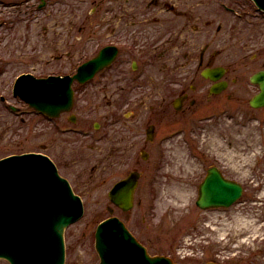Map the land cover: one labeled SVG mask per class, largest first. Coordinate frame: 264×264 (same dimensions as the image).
Segmentation results:
<instances>
[{
	"label": "rangeland",
	"instance_id": "374dc122",
	"mask_svg": "<svg viewBox=\"0 0 264 264\" xmlns=\"http://www.w3.org/2000/svg\"><path fill=\"white\" fill-rule=\"evenodd\" d=\"M202 1L206 4L201 7L202 11L230 26L219 34L218 44L221 45H213V50L224 47L225 39L234 34V42L238 44L230 49L233 57L230 60L243 73L242 91L253 95L256 89L248 87V79L264 66V54L256 57L258 52L264 53V14L256 12L251 0ZM95 2L62 0L60 11L52 19L41 12L36 14L39 19L32 22H21L14 29H0V60L4 62L0 68V99L7 100L3 105L0 102V158L36 152L50 153L62 162L60 173L70 181L73 190L77 189L76 194L85 209L83 219L66 231L65 264H99L95 231L98 224L110 216L121 219L132 234L146 244L151 255L168 256L178 264H264V109H252L248 104L243 107L239 100H233L227 103L228 108L220 106L227 111L226 115L218 119L219 122L205 125L200 136L194 137L193 129L188 127L166 146L168 164L159 176L153 180L146 173L142 175L134 194V206L126 212L109 198L114 180L111 170L94 171L99 157L90 145L78 144L81 139L70 134H55L50 141L54 134L49 133L46 122L30 116L14 117L5 108L7 104L27 108L12 94L13 83L20 73L34 71L44 75L61 67L71 68L70 63L78 59V49L83 45L84 51L91 53L92 38L103 30L98 27L100 20L108 18L96 9ZM222 4L235 12L223 9ZM20 10L23 15L26 8ZM81 27H84L83 36L78 33ZM231 29L233 31H229ZM203 40L198 39L197 54L204 47ZM156 73L157 68L150 71L148 86L157 82ZM110 87L112 85L96 90L90 88L83 96L81 109L92 103L96 105L92 107L94 110L87 107L84 112L76 108L65 114L79 117L86 124L98 123L100 116L97 115H104L106 111L98 105L99 102L100 105L110 103V98L103 99L110 95ZM221 109L213 108L212 115L223 114ZM207 112L205 105L196 108V119L206 120ZM169 117L163 122L166 127L173 120ZM185 119L189 120L187 116L178 117L180 121ZM163 125L158 131L165 130ZM144 152H151L152 159L155 156L152 145L144 148ZM140 164L145 165L141 161ZM211 167L219 168L226 178L244 188L240 201L230 208L212 211L196 205L199 186ZM0 264L8 263L0 260Z\"/></svg>",
	"mask_w": 264,
	"mask_h": 264
},
{
	"label": "flooded vegetation",
	"instance_id": "af4514ba",
	"mask_svg": "<svg viewBox=\"0 0 264 264\" xmlns=\"http://www.w3.org/2000/svg\"><path fill=\"white\" fill-rule=\"evenodd\" d=\"M17 1V5H14L15 1H9L11 5L6 4L7 0L0 2V20L4 22L0 29L18 26L21 22L15 16L23 13L21 8H26L22 16L34 21L39 19L36 14L41 11L45 12L46 18L52 19L60 11L59 5L63 4L62 0ZM95 3L96 9L108 18L100 20L98 27L103 30L97 31L92 38L94 45L91 53L85 52L83 45L78 49V59L70 63L71 68L50 70L44 76L73 77L79 67L90 59L100 55L107 58L111 63L109 67L95 73L86 83L74 82L72 85L73 110L81 109L80 102L90 88L96 90L104 85H112L108 88L110 95L103 97L110 98V103L100 105L99 102L98 105L106 109L104 115H97L100 116L98 123L92 125L66 112L54 118L34 113L28 116L47 123L49 133L54 134L50 141L53 136L56 137L55 134H70L81 139L77 141L78 144L90 145L99 157L94 171L111 170L113 187L130 174H135L138 188L144 173L155 180L168 164L166 146L176 139V128L186 131L191 127V134L195 137L201 135L205 125L218 121L196 119V108L205 105L210 113L214 111L213 108L221 109V105L228 108L227 103L233 100H239L243 107L248 104L252 108L250 100L259 92V87L251 83V76L264 71V66L248 79V87L256 89V92L250 96L245 94L241 89L243 73L230 60L233 58L230 49L238 44L234 42V34H230L229 40L225 39L224 47L213 50V45H221L218 44L219 34L223 29H230V26L226 21L214 20L202 11L201 7L206 6L202 0H100ZM103 21L106 25L102 24ZM83 31L84 27H81L78 33L83 36ZM213 31L215 35H212ZM201 37L205 44L197 54V42ZM263 54V51L258 52L257 59ZM154 68H157V82L148 86V76ZM214 68L223 69L222 77L217 82L203 75L205 70ZM2 99L5 101L4 97ZM94 106L91 103L87 107ZM179 115L187 116L190 122L178 120ZM169 116L173 120L168 123L173 126L166 127L163 122ZM160 125L168 129L158 131L162 128ZM66 143L69 145V142ZM151 145L155 149L153 159L151 152H144V148L149 149ZM47 154L61 172L62 162ZM140 161L145 165L141 166ZM107 163L108 167L105 168ZM104 175L103 179L106 180ZM96 181L100 182L98 179Z\"/></svg>",
	"mask_w": 264,
	"mask_h": 264
},
{
	"label": "water",
	"instance_id": "95a60500",
	"mask_svg": "<svg viewBox=\"0 0 264 264\" xmlns=\"http://www.w3.org/2000/svg\"><path fill=\"white\" fill-rule=\"evenodd\" d=\"M254 1L264 10V0ZM106 61L101 56L89 62L75 78L88 80L106 66ZM222 73L223 69L215 68L203 75L217 81ZM251 81L259 85L260 92L250 104L264 107V71ZM71 83L70 78L45 80L24 75L17 80L14 94L39 111L57 116L71 109ZM136 185L137 176L131 174L111 190V201L129 211ZM242 192L240 184L227 180L213 167L200 186L196 205L203 210L230 207ZM82 214L80 199L47 157L30 154L0 161V258L11 264H64L65 228ZM96 249L100 264H174L166 257H151L118 218L99 225Z\"/></svg>",
	"mask_w": 264,
	"mask_h": 264
},
{
	"label": "bare ground",
	"instance_id": "6f19581e",
	"mask_svg": "<svg viewBox=\"0 0 264 264\" xmlns=\"http://www.w3.org/2000/svg\"><path fill=\"white\" fill-rule=\"evenodd\" d=\"M69 228H71V226Z\"/></svg>",
	"mask_w": 264,
	"mask_h": 264
}]
</instances>
